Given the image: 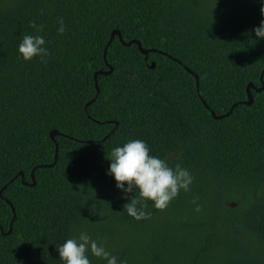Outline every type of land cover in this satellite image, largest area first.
<instances>
[{
	"label": "trees",
	"instance_id": "trees-1",
	"mask_svg": "<svg viewBox=\"0 0 264 264\" xmlns=\"http://www.w3.org/2000/svg\"><path fill=\"white\" fill-rule=\"evenodd\" d=\"M261 19L259 0H0V264H63L81 230L127 264H264V90L243 104L263 85ZM33 23L46 62L17 51ZM115 30L158 52L115 36L105 60ZM132 138L194 176L140 220L105 174Z\"/></svg>",
	"mask_w": 264,
	"mask_h": 264
},
{
	"label": "clouds",
	"instance_id": "clouds-1",
	"mask_svg": "<svg viewBox=\"0 0 264 264\" xmlns=\"http://www.w3.org/2000/svg\"><path fill=\"white\" fill-rule=\"evenodd\" d=\"M259 2L264 15V0ZM33 27L37 29L36 34H24L17 51L25 60L39 57L46 62L50 53L45 36L40 34L39 26L33 23ZM57 31H65L62 19ZM252 31L257 39L264 38V19ZM108 160L105 174L113 177L115 187L126 198L122 210L136 220L149 218L153 209L167 208L181 190L187 192L194 181L188 168L179 163L170 166L167 159L152 154L148 143L140 138L127 139L123 144L112 147ZM130 193L132 195L129 196ZM197 199H193V204L195 210L200 211ZM55 248L63 264H92L89 253L104 260L105 264H127L125 259H118L110 252L100 238H93L86 230L69 236Z\"/></svg>",
	"mask_w": 264,
	"mask_h": 264
},
{
	"label": "water",
	"instance_id": "water-1",
	"mask_svg": "<svg viewBox=\"0 0 264 264\" xmlns=\"http://www.w3.org/2000/svg\"><path fill=\"white\" fill-rule=\"evenodd\" d=\"M115 36H118V37L120 38V41H121L124 45L130 46V45H132V44H137L138 47H139V50L141 51V53H143V54H145V55H148L150 52H158V51L153 50V49H145V48L142 46V43H141L140 41H138V40H132V41L126 43V42L124 41L123 37H122L121 32L118 31V30H115V31H113V33H112L111 40L109 41L108 46L106 47L105 54H104L105 60H107V49H108L110 43H111V42L113 41V39L115 38ZM159 53H162V52H159ZM163 54L167 55L166 53H163ZM155 66H156L155 63H152V66H151V67H152V68H155ZM184 67H185V69H186L188 72H190L191 74H193V75L195 76V78H196V82H197V88H199V77H198V75H197L196 73H194L190 68H188V67H186V66H184ZM112 72H113V68L110 67V66H109V70H108V71H102V70H101V71L96 72V74H95V80H96L97 93H99V91H100V89H99V87H98V82H97L98 76H99V75H108V74H111ZM263 79H264V71H263V73H262V75H261V82H262V84H263L262 87L256 89V87H255L253 84H250V85L248 86V101L244 102L243 104H246V105H248V106H250V105L253 104L254 99H253V96H252V94H251V89L253 88V89L256 90L257 92H261V91H263V90H264V81H263ZM95 99H96V97H95L91 102H89V103L87 104V106H86V108H85L86 111H87L88 106L91 105V104L95 101ZM201 100H202V102L204 103V105L209 109V107L207 106L205 100H204L203 98H201ZM237 105H238V104H235V105L231 108V110H230L228 113L224 114V115H220V116H218V115H216V113L213 112V111H211V113H212V115H213L214 118H216V119H222V118H224V117L229 116V115L232 113V111L234 110V108H235ZM117 125H118V123H117ZM111 133H113V131H112ZM111 133H110L109 135H111ZM57 135H59V133H58V131H56V130L52 131L51 134H50L52 140H55V137H56ZM109 135H108V136H109ZM108 136H107V137H108ZM105 139H106V138H105ZM89 143H94V142H93V141H90ZM57 152H58V146H57ZM55 158H56V159H55V162H56V161H57V158H58L57 153H56V157H55ZM53 165H54V164L49 165V166H53ZM45 167H47V166H45ZM19 176H21L22 179L24 178L23 173H20ZM12 181H13V180H12ZM23 184L26 185V186H35V185H36V180H35V176H34V171L32 172V183H28V182H25V181L23 180ZM6 187H7V185H6V186L0 191V196H1V197L3 196V191L5 190ZM6 202H7L8 204L11 205V203H10L8 200H6ZM11 207H12V205H11ZM12 210H13V213H14V217H13V220H12V222H11V224H10L9 231L6 233V235L12 233V231H13V224H14L15 221H16V213H15V209H14L13 207H12ZM1 230H2V228H1Z\"/></svg>",
	"mask_w": 264,
	"mask_h": 264
}]
</instances>
